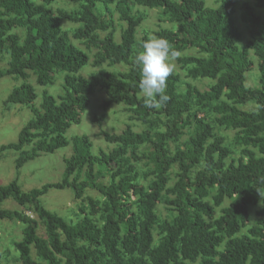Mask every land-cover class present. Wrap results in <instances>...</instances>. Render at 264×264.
<instances>
[{"label": "trees", "instance_id": "obj_1", "mask_svg": "<svg viewBox=\"0 0 264 264\" xmlns=\"http://www.w3.org/2000/svg\"><path fill=\"white\" fill-rule=\"evenodd\" d=\"M52 1L0 0V53L9 56L0 77L26 79L30 71L37 84L45 85L53 82L54 73H64L63 93L54 97L43 92L38 108L32 104L36 93L31 84L24 80L11 89L7 102L28 104L32 116L17 140L0 145V151L20 150L36 138L30 150L17 157L16 168L39 152L52 153L68 144L72 151L63 159L58 181L28 190H22L15 179L0 185V219L22 223L21 236L13 243L20 264H191L198 258L197 264H264V20L254 11L264 6V0L240 5V18L248 28L242 46L237 44L241 32L232 17L238 0H221L216 7L207 6L205 0H73L80 5L72 11H53L46 6ZM129 1L174 16L175 28H161L154 36L167 39L178 53L195 49L197 54L179 55L176 61L186 76L211 79L207 89L185 82L178 90L180 77L173 71L166 81L167 104L160 109L144 107L134 58L149 38L137 41L141 19L131 13ZM97 3H113L124 21L119 42L113 39L112 20L96 11ZM61 18L80 24L73 36L96 49L93 66L122 63L126 69L76 75L89 56L67 40ZM13 28L23 29L21 38L11 32ZM251 52L259 72L255 87L244 84L245 73L253 66ZM96 87L105 92L104 106L123 104L130 119L142 124L152 125V117L161 115L163 129L134 131L126 125L119 133L102 130L104 140L115 147L97 154L91 152L85 134L68 140L66 129L79 123ZM193 107L205 110L206 117L197 116ZM212 123L235 131L234 140L242 146L237 158L227 160L231 150L222 136L214 134ZM189 126L193 134L187 145L169 152V142ZM145 144L147 151L137 153L132 148L127 153L128 147ZM143 159L152 166L142 173L151 176L146 186L138 182L135 164ZM173 166L175 180L168 186ZM104 177L107 181H101ZM49 188L71 189L75 199L87 201L89 212L72 221L49 211L39 200ZM87 189L103 198L100 223L93 217L100 210L85 195ZM162 193L169 196L164 201L174 215L159 222L156 205ZM8 198L30 214L3 208L1 203ZM225 198L230 202L215 218V208ZM259 203L256 223L241 233L250 218L249 206Z\"/></svg>", "mask_w": 264, "mask_h": 264}, {"label": "rangeland", "instance_id": "obj_2", "mask_svg": "<svg viewBox=\"0 0 264 264\" xmlns=\"http://www.w3.org/2000/svg\"><path fill=\"white\" fill-rule=\"evenodd\" d=\"M39 2V0H36ZM221 0H205V4L210 7H216ZM248 1L251 4V0H238L237 6L233 14V19L237 25L241 36L237 41L239 46L245 44L248 39V28L247 25L241 20V3ZM130 11L135 16H138L141 20L136 27L135 37L137 41H140L142 37L146 36L151 38L154 36V31L161 28H171L174 29L176 23L172 21L173 15L168 16L162 13L160 8H148L141 5H137L129 1ZM80 1L73 0H54L47 4L48 8L56 11L57 9H65L66 11H72L78 9ZM103 13L107 19L112 20L114 25V35L113 39L116 42L120 41V32L124 27L125 23L119 17L114 4H96V11ZM254 11L261 16L264 20V6L255 7ZM79 23L71 22L65 18L60 19V26L66 31V38L74 46L84 51L89 56V61L83 65L76 75H82L88 77L90 75L98 74L100 71L109 70L111 72L117 73L126 69V66L122 63L110 64L103 63L98 66H93L91 61L94 57L96 49L94 47H87L82 40L76 39L73 36L74 30L79 26ZM11 32H16L21 38L23 35V29L13 28ZM197 54L196 50L191 48L179 53L183 54ZM253 66L245 73L244 84L249 87L258 86L259 72L257 69V60L251 52ZM9 59L7 52L0 53V69L7 66V61ZM174 64V72L178 73L180 77V82L178 84V90L184 88L185 82H190L195 87L200 90L207 89L209 84L212 83L211 79L200 78L194 79L186 76L185 68H182L176 61V58L172 61ZM28 77L23 79L19 76L4 75L0 77V145L7 144L10 142H15L18 137V133L23 124L32 116L28 104H19L7 102V96L11 89L15 86H19L24 80L34 87L36 97L32 104L37 108L40 106L41 97L43 92H47L54 97L63 93V72L58 71L54 73L53 82L50 84L39 85L35 81V76L28 71ZM105 92L100 87L94 88V90L88 95V103L84 111L80 115V121L77 124H71L65 131V137L69 140L72 135L75 134H85L89 137L91 141V152L97 154L100 150L108 152L111 151L115 144L109 143L104 140L102 136V130L109 133H119L126 125H129L134 131H141L144 128H149L151 131L162 130L164 117L161 115H154L152 117L154 124H142L135 119H130L131 113L127 111L123 104H110L108 106L103 105L105 100ZM241 108H247V105H239ZM193 111L197 116L206 117L205 110L193 107ZM100 119L99 121L97 120ZM212 122V119H209ZM214 127V134L220 135L224 139V144H226L231 153L227 157L237 158L240 155V149L242 146L235 142L234 135L235 131L230 128L220 127L212 123ZM47 135L50 132H46ZM193 134V127L189 126L183 129V133L180 137L169 142L168 150L173 152L177 147L183 148L187 145L189 137ZM212 139H208L211 141ZM36 141V138L29 144L24 145L20 150L15 149H3L0 151V185L6 184L11 180H16L22 190H28L33 187H39L43 183L55 182L60 180L61 174L64 168L63 159L71 154L70 144L63 148H59L52 153L39 152L38 156L34 159L26 161L20 168L15 167V160L19 157L22 152L29 151L31 146ZM134 149L137 153H141L148 150V145H141L136 147H128V154L131 149ZM137 168L140 171V177L138 182L146 186L151 178L143 177L142 173L151 169V164L146 160H139L135 162ZM97 169V166L95 167ZM175 167H171L168 172V183L171 185L175 180ZM101 181H107V177L101 178ZM85 195L92 197L98 208L99 212L94 214V219L100 223L101 222V207L103 205L102 196L93 189H87ZM165 196L162 193V199L156 205V213L158 215L159 222L164 219H171L174 212L165 203ZM134 199V198H132ZM209 199L211 202L210 196ZM40 204L48 209L49 211L56 213L65 219L77 220L84 214L89 212V205L84 198L75 199L72 194V190L69 188H49L44 194L39 197ZM229 199L225 198L223 203L215 208L214 217L216 218L221 212V207L228 205ZM3 208L13 209L17 211H25L30 214L24 207L18 205L14 200L8 198L1 203ZM260 207V203L257 205L249 206V221L246 227L241 229V233L247 231V228L256 223L258 216L256 215V210ZM22 223L14 219H0V264H20L17 257V251L14 246V241H17L21 236ZM158 227L153 230L154 238L157 239ZM39 234H43L41 227L38 229ZM33 257L34 253H32ZM199 258L191 262V264H197ZM42 264H45L42 262Z\"/></svg>", "mask_w": 264, "mask_h": 264}, {"label": "clouds", "instance_id": "obj_3", "mask_svg": "<svg viewBox=\"0 0 264 264\" xmlns=\"http://www.w3.org/2000/svg\"><path fill=\"white\" fill-rule=\"evenodd\" d=\"M141 48L134 64L141 75L138 87L143 105L147 109H160L170 100L166 94V81L174 71L172 61L179 53L172 50L167 39L157 36L143 41Z\"/></svg>", "mask_w": 264, "mask_h": 264}]
</instances>
